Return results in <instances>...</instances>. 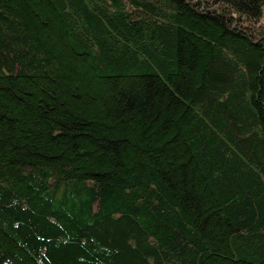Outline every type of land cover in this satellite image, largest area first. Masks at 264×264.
<instances>
[{"label": "trees", "instance_id": "1", "mask_svg": "<svg viewBox=\"0 0 264 264\" xmlns=\"http://www.w3.org/2000/svg\"><path fill=\"white\" fill-rule=\"evenodd\" d=\"M0 264H264V0H0Z\"/></svg>", "mask_w": 264, "mask_h": 264}]
</instances>
